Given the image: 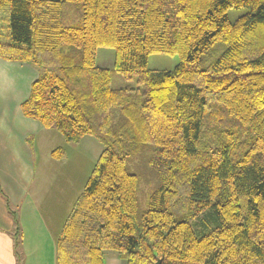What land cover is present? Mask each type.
Listing matches in <instances>:
<instances>
[{"label": "trees", "instance_id": "trees-1", "mask_svg": "<svg viewBox=\"0 0 264 264\" xmlns=\"http://www.w3.org/2000/svg\"><path fill=\"white\" fill-rule=\"evenodd\" d=\"M0 57L38 69L26 117L103 146L57 264H264V0H0ZM132 158L158 178L141 216Z\"/></svg>", "mask_w": 264, "mask_h": 264}, {"label": "crops", "instance_id": "crops-1", "mask_svg": "<svg viewBox=\"0 0 264 264\" xmlns=\"http://www.w3.org/2000/svg\"><path fill=\"white\" fill-rule=\"evenodd\" d=\"M38 75L32 64L0 57V264H57V242L74 207L71 200L62 216L56 195L48 203L43 201L46 176L53 174V168L65 178L52 189L60 192L59 197L70 188L73 169L66 157L54 155L65 141L70 143L64 135L22 112L21 105Z\"/></svg>", "mask_w": 264, "mask_h": 264}, {"label": "rangeland", "instance_id": "rangeland-1", "mask_svg": "<svg viewBox=\"0 0 264 264\" xmlns=\"http://www.w3.org/2000/svg\"><path fill=\"white\" fill-rule=\"evenodd\" d=\"M244 13L243 9H231L229 12L230 19L235 21L240 15ZM180 59L178 56H171L165 53H154L149 56L148 68L153 71H170L173 70L179 63ZM115 62V50L109 47L100 48L98 51L97 63L100 66H104L113 69ZM21 84V83H20ZM136 85V81L127 82L123 77L114 72L113 74V85L114 87H124L126 85ZM23 85V84H22ZM65 145L60 146L63 148L64 158L66 157L67 166L73 169V174H69L70 188L64 191L63 197H59L60 192L52 191L56 187V184H63L65 178L59 175V171L53 168V174L47 175L45 180L44 198L43 201L50 202L52 196L56 195V203L60 205L58 208V214L65 216L68 211L69 203L71 200L74 202L71 205L74 206L76 199L82 193L92 170L103 150L102 144L94 137L89 136L84 139L78 145L77 143H64ZM72 146V147H69ZM94 146V147H93ZM58 148V149H59ZM129 169L139 177V216L147 209L150 194L155 191L158 187V178L156 173L152 171L147 164L139 158H132L128 161ZM63 165H61V168ZM62 171V172H61ZM56 172L58 173L56 175ZM60 175H63L64 171L60 170ZM71 179L73 183H71ZM66 184V182L64 183ZM73 186V187H72ZM60 190V189H59ZM53 201V199H52ZM54 203V201H53ZM51 208L55 209L56 205ZM44 207V206H43ZM22 212V211H21ZM18 213L19 214H21ZM71 213V212H70ZM70 215V214H69ZM21 220V219H20ZM23 225V224H22ZM24 226V225H23ZM21 228V227H20ZM20 230V229H19ZM23 230V228H22ZM21 230V232H22ZM21 238V237H20ZM105 264H126L125 259L120 257L117 253L106 252V263Z\"/></svg>", "mask_w": 264, "mask_h": 264}, {"label": "water", "instance_id": "water-1", "mask_svg": "<svg viewBox=\"0 0 264 264\" xmlns=\"http://www.w3.org/2000/svg\"><path fill=\"white\" fill-rule=\"evenodd\" d=\"M155 264H161V259L155 262Z\"/></svg>", "mask_w": 264, "mask_h": 264}]
</instances>
